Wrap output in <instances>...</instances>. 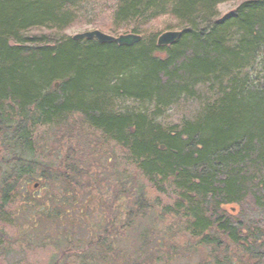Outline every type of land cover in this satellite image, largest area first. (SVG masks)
Listing matches in <instances>:
<instances>
[{
  "label": "trees",
  "instance_id": "16d2710c",
  "mask_svg": "<svg viewBox=\"0 0 264 264\" xmlns=\"http://www.w3.org/2000/svg\"><path fill=\"white\" fill-rule=\"evenodd\" d=\"M224 1L110 0L128 46L63 32L94 24L93 0H0V256L264 264V0ZM165 15L167 46L145 29ZM183 96H205L195 120L157 121Z\"/></svg>",
  "mask_w": 264,
  "mask_h": 264
},
{
  "label": "rangeland",
  "instance_id": "374dc122",
  "mask_svg": "<svg viewBox=\"0 0 264 264\" xmlns=\"http://www.w3.org/2000/svg\"><path fill=\"white\" fill-rule=\"evenodd\" d=\"M244 0H230L224 1L220 3L218 6V11L220 15L227 14L233 11L236 7H238L241 2ZM93 6H95V20L94 24H89L86 22L75 23L72 27L63 30V32L71 37L77 33L85 32L86 30H101L107 34L120 35L124 33H128V30L120 29L117 33L112 31V10L110 9V0H93ZM177 20L170 15H165L154 19V21L150 22L149 25L145 27L146 31L159 34L164 33L168 30H179L177 26ZM62 32V33H63ZM33 35H40L41 33L51 34L53 37H59V33L56 32L55 29H47L44 27L34 28L31 30ZM247 71H250L251 74L256 77H259L260 66H254L252 68H248ZM202 96L201 98H190L187 96H183L179 101L173 103V105L169 107L163 108L164 110L158 116L157 121L162 122L165 126L170 127V125L181 124L183 119L195 120L202 112L205 107V101ZM141 104L137 102H133L131 100H123L115 108L120 109H135V107H139ZM147 106V105H146ZM146 106H142L143 108ZM38 182L37 180L34 181ZM26 188V186H25ZM30 191L33 187H27ZM34 195H43L45 190H33ZM181 242L185 241V239H178ZM165 249V248H164ZM27 257L22 259L23 254L18 253L17 251L13 252V255L10 257L0 256V264H50L52 255L55 253L51 248L44 249H36L26 251ZM204 252L203 251H193L192 249L187 250L182 255H176L173 259L164 258L160 263L164 264H202L204 260ZM159 263V264H160ZM248 264V263H246Z\"/></svg>",
  "mask_w": 264,
  "mask_h": 264
},
{
  "label": "water",
  "instance_id": "95a60500",
  "mask_svg": "<svg viewBox=\"0 0 264 264\" xmlns=\"http://www.w3.org/2000/svg\"><path fill=\"white\" fill-rule=\"evenodd\" d=\"M182 35V30H169L166 31L165 33H162L157 41L159 42L160 45L167 46L169 44H173L174 42L177 41V39ZM96 39L99 40L100 42H115L118 43L119 45H128L132 46L135 43H138L141 41L142 37L141 35L137 33H124L120 34L119 36H115L113 34H107L99 29L97 30H86L85 32H80L75 34L73 39ZM38 184L36 183V187Z\"/></svg>",
  "mask_w": 264,
  "mask_h": 264
}]
</instances>
